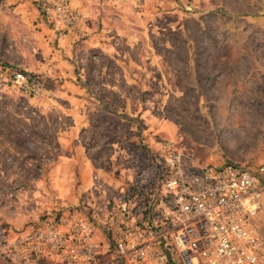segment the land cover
<instances>
[{"label": "rangeland", "instance_id": "374dc122", "mask_svg": "<svg viewBox=\"0 0 264 264\" xmlns=\"http://www.w3.org/2000/svg\"><path fill=\"white\" fill-rule=\"evenodd\" d=\"M113 8L100 22L96 61L73 67L58 51L69 32L48 24L33 0H0V165L24 170L25 184L35 174L43 191L61 138L74 139L78 157L94 156L100 174L117 166L119 187L139 182L140 172L151 178L166 140L199 162L253 172L264 164V0H123ZM13 70L38 77L43 97L14 88Z\"/></svg>", "mask_w": 264, "mask_h": 264}, {"label": "built area", "instance_id": "2783aa9c", "mask_svg": "<svg viewBox=\"0 0 264 264\" xmlns=\"http://www.w3.org/2000/svg\"><path fill=\"white\" fill-rule=\"evenodd\" d=\"M33 1L62 34L82 19L71 0ZM8 76L14 88L32 98L45 94L34 75L13 70ZM159 151L151 178L140 172L139 182L107 195L100 222L77 219L66 231L49 218L13 231L0 224V255L28 264L47 254L69 264H264L255 224L264 194V164L253 172L239 164L199 162L186 158L171 140ZM99 230L110 249L106 256L95 241Z\"/></svg>", "mask_w": 264, "mask_h": 264}, {"label": "crops", "instance_id": "0c3cea01", "mask_svg": "<svg viewBox=\"0 0 264 264\" xmlns=\"http://www.w3.org/2000/svg\"><path fill=\"white\" fill-rule=\"evenodd\" d=\"M121 1L123 0H71V4L80 10L82 19L73 31L59 37L61 46L58 51L64 54L66 63L74 67L76 61L82 59V61L89 60L93 65L96 61L95 52L100 53V22L106 21L108 10L114 9L113 5ZM79 53H82L81 58ZM56 57L61 59L59 54ZM92 125L100 127V122H94ZM73 141V138H61L62 147L53 155L54 163L48 171V186L41 187L43 191L37 189L40 180L34 179L35 174L30 175L27 180L30 184H25L24 170L13 173L0 165V224L7 223L8 225L1 224L7 231L22 229L25 224L30 223L32 225L24 228L29 229L43 214H48L47 218L55 221L62 231H66L71 222L77 219L94 218L96 222H100L106 216L104 212L106 197L121 185L120 179L115 177L117 166H113L114 168L110 170L103 169L100 174V166H97L93 155L90 157L87 153L78 157L72 152L70 144H73ZM14 157L17 160L25 159L21 154H16ZM44 158L50 160L47 156ZM94 177H102V181L97 182ZM45 193L48 195H44ZM263 201L264 196L261 200L263 209L257 217L260 234H264ZM96 207L101 208L99 213ZM95 241L99 245L100 252L105 253L108 244L101 230L95 234ZM262 242L264 249V241ZM0 264L18 263L8 261L0 255ZM32 264L69 263L60 260L57 256L47 254L33 261Z\"/></svg>", "mask_w": 264, "mask_h": 264}]
</instances>
